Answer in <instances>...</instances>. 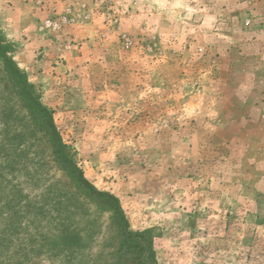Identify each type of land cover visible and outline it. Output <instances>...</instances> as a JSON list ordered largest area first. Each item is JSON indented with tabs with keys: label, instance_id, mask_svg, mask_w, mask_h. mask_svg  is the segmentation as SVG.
<instances>
[{
	"label": "rangeland",
	"instance_id": "374dc122",
	"mask_svg": "<svg viewBox=\"0 0 264 264\" xmlns=\"http://www.w3.org/2000/svg\"><path fill=\"white\" fill-rule=\"evenodd\" d=\"M0 36L158 264H264V0H0ZM112 216L0 63V264L111 260Z\"/></svg>",
	"mask_w": 264,
	"mask_h": 264
},
{
	"label": "trees",
	"instance_id": "16d2710c",
	"mask_svg": "<svg viewBox=\"0 0 264 264\" xmlns=\"http://www.w3.org/2000/svg\"><path fill=\"white\" fill-rule=\"evenodd\" d=\"M10 53V46L0 36V63L23 104L31 130L49 144L53 157L77 192L99 209L113 215L116 236L111 260H103V254H100L93 264H158L149 232L131 231L119 199L109 192L98 190L73 162L55 126L52 111L40 102L33 86L28 83L25 72L15 64ZM72 235V231L66 233L64 241L68 246L74 243L70 237Z\"/></svg>",
	"mask_w": 264,
	"mask_h": 264
},
{
	"label": "built area",
	"instance_id": "2783aa9c",
	"mask_svg": "<svg viewBox=\"0 0 264 264\" xmlns=\"http://www.w3.org/2000/svg\"><path fill=\"white\" fill-rule=\"evenodd\" d=\"M48 26L50 27V28H57L59 25L56 23V22H52V23H50V22H48Z\"/></svg>",
	"mask_w": 264,
	"mask_h": 264
}]
</instances>
